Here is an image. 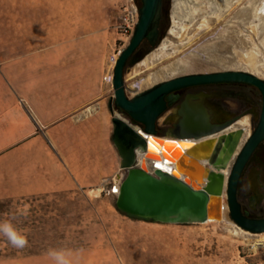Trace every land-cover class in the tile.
<instances>
[{
  "label": "rangeland",
  "instance_id": "374dc122",
  "mask_svg": "<svg viewBox=\"0 0 264 264\" xmlns=\"http://www.w3.org/2000/svg\"><path fill=\"white\" fill-rule=\"evenodd\" d=\"M263 1L165 2L166 27L147 54H154L150 68L141 67L127 82L147 55L125 67L127 97L189 74L242 71L264 79ZM135 11V0H0V62L20 69L22 85L32 82V102L41 116L70 124L104 121L96 137L81 132L62 144L61 133L53 135V148L78 167V175L88 163L95 162L96 170L100 165L94 185L0 202V264H264V234H245L229 215L226 222L172 225L129 218L116 209L111 189L119 185V157L107 104L114 100L113 58L131 37L122 26ZM165 149L166 160L180 157ZM148 152L155 159L154 145ZM180 173L193 174L184 167ZM31 256L44 257L15 262Z\"/></svg>",
  "mask_w": 264,
  "mask_h": 264
},
{
  "label": "water",
  "instance_id": "95a60500",
  "mask_svg": "<svg viewBox=\"0 0 264 264\" xmlns=\"http://www.w3.org/2000/svg\"><path fill=\"white\" fill-rule=\"evenodd\" d=\"M161 17V0H141L137 22L127 46L119 53L113 67L111 85L114 105L124 111L133 121L143 128L131 126L119 115L113 113L111 101L107 105L113 124L112 145L119 157V182L111 191L115 195L116 209L127 216L161 224L191 225L206 224L221 220L223 203L227 206L230 220L239 229L253 235L264 234V218L252 219L243 215L237 199V187L246 164L257 146L264 141V79L242 71H223L198 73L179 76L163 81L136 94L132 98L126 95L124 70L127 62L143 41L155 48L158 39V27ZM219 82H242L253 85L261 92L263 108L259 122L248 140L237 154L229 174L225 179L223 172L235 154L242 131L238 130L208 141V136L224 128L209 131L205 127L202 110L187 104L182 106L183 120L180 135H170L182 145L186 141L193 144L185 150L183 156L174 162L165 159L164 138L157 135L156 122L165 111V97L181 88ZM153 144L158 155L165 159L175 174H169L155 167L148 146ZM170 153L174 154V147ZM138 153L150 167L152 174L138 162ZM156 158V157H155ZM184 167L193 174L180 173ZM257 174L253 170L248 183L254 188ZM262 199L258 195L250 206Z\"/></svg>",
  "mask_w": 264,
  "mask_h": 264
},
{
  "label": "crops",
  "instance_id": "0c3cea01",
  "mask_svg": "<svg viewBox=\"0 0 264 264\" xmlns=\"http://www.w3.org/2000/svg\"><path fill=\"white\" fill-rule=\"evenodd\" d=\"M20 78V69L16 71L12 64L0 62V202L94 185L101 178L100 163H97V170L93 168L95 171L92 165L96 163H88L81 168L84 174L78 175L75 171L78 167L53 148L57 145L53 135L60 132L62 144L81 132L96 137L104 121L96 125V117L92 123L70 124L64 119L48 121L33 105L32 97L37 92L32 82L22 85ZM43 257L31 256L15 262L32 263Z\"/></svg>",
  "mask_w": 264,
  "mask_h": 264
},
{
  "label": "flooded vegetation",
  "instance_id": "af4514ba",
  "mask_svg": "<svg viewBox=\"0 0 264 264\" xmlns=\"http://www.w3.org/2000/svg\"><path fill=\"white\" fill-rule=\"evenodd\" d=\"M168 1L170 0H161L160 20L162 15L163 17L165 16L164 3ZM160 39L161 34L158 33L156 45ZM145 42V48H152L147 41ZM184 104L202 110L206 120L205 127L209 131L224 128L220 132L210 134L207 138L208 141L216 140L223 135L238 130L242 131L239 145L234 154L235 156L233 155L232 157V160H235L237 154L259 122L263 108V97L258 88L242 82H219L181 88L165 97V111L156 122L158 136L180 135L179 125L183 120L181 113ZM111 108L113 113L120 117H125L128 123L130 122L131 124H129L131 126L133 125L134 128H143L140 123L133 121L124 111L117 108L113 100L111 101ZM253 170L257 174V181L254 188L248 183L249 175ZM240 179L241 185L237 187V199L241 204L243 215L248 218L249 216H261L260 211L264 201V141L252 153ZM258 195L262 196L261 201L250 206L253 199Z\"/></svg>",
  "mask_w": 264,
  "mask_h": 264
},
{
  "label": "bare ground",
  "instance_id": "6f19581e",
  "mask_svg": "<svg viewBox=\"0 0 264 264\" xmlns=\"http://www.w3.org/2000/svg\"><path fill=\"white\" fill-rule=\"evenodd\" d=\"M260 11L261 13H264V1L260 7ZM153 57H154V54L153 53H150L149 55H147L140 63H138L132 70L131 72L128 74L127 76V82L128 81H132L133 79H135L137 76L140 75L141 73V67H144L145 69H149L151 64H152V60H153ZM151 83V80H148L147 81V84L150 85ZM146 85V84H145ZM184 142L182 145L180 144L179 141H177V139H174V138H169L168 136L167 137H164L162 140H161V143H163L164 145H168V146H173L175 149L174 152H178V154L180 156H183L184 153H185V150L189 149L192 147L193 144H188L186 141H182ZM153 144H149L148 147H152ZM148 151H149V148H148ZM138 157H139V163H143L144 165V168L147 170V164H146V161L143 159L141 153H138ZM154 157H156L154 159V163L157 164L158 167L160 168H166V170H171V166H168L166 163L167 161L165 159H163L160 155L155 154ZM171 173L172 174H175V171L174 170H171ZM223 174L225 175V179L228 175V172L227 170H225L223 172ZM227 216H228V209H227V206L223 203V210H222V213H221V220L219 222H221L222 220L224 222L228 221L227 219ZM209 223H212V222H209ZM244 232V231H243ZM245 234H249L248 232H244ZM251 235V234H249Z\"/></svg>",
  "mask_w": 264,
  "mask_h": 264
},
{
  "label": "trees",
  "instance_id": "16d2710c",
  "mask_svg": "<svg viewBox=\"0 0 264 264\" xmlns=\"http://www.w3.org/2000/svg\"><path fill=\"white\" fill-rule=\"evenodd\" d=\"M136 4H137V7L139 9L140 8V1H136ZM164 19H165V16L163 17V15H162V18H161L160 23H159V34H161V32H162V28L164 30L165 27H166L165 25L163 26ZM145 47H146V42L143 41L142 44L139 46V48L135 51V53L129 59V61L127 62L125 67L132 66V65L138 63L139 61H141L152 50V48H145ZM240 185H241V179L239 181L238 187ZM125 216H127V215H125ZM127 217L133 218V217H130V216H127ZM249 218L262 219V218H264V216H249ZM134 219H136V218H134Z\"/></svg>",
  "mask_w": 264,
  "mask_h": 264
},
{
  "label": "built area",
  "instance_id": "2783aa9c",
  "mask_svg": "<svg viewBox=\"0 0 264 264\" xmlns=\"http://www.w3.org/2000/svg\"><path fill=\"white\" fill-rule=\"evenodd\" d=\"M136 22H137V13L135 11L134 17H132L130 20H126L124 25L122 26V33L124 36L129 37L132 35ZM119 53H120V51L118 52V54ZM116 59H117V57L113 58V64L115 63ZM141 155L143 157V154H141ZM167 165L169 166V164H167ZM136 166L139 167V160H138ZM155 167L171 174V170H166V168L162 169V168L158 167L157 164H155ZM147 172L149 174H152V172L150 171V167L148 165H147ZM259 245L264 248V239H262V241H260Z\"/></svg>",
  "mask_w": 264,
  "mask_h": 264
},
{
  "label": "clouds",
  "instance_id": "9594fccd",
  "mask_svg": "<svg viewBox=\"0 0 264 264\" xmlns=\"http://www.w3.org/2000/svg\"><path fill=\"white\" fill-rule=\"evenodd\" d=\"M12 242L15 244L17 241H16V238H13L12 239Z\"/></svg>",
  "mask_w": 264,
  "mask_h": 264
}]
</instances>
